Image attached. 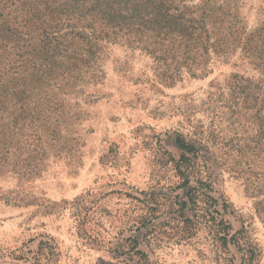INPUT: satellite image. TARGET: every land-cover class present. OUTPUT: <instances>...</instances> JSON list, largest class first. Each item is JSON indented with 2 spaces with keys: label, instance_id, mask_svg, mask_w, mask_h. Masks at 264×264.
<instances>
[{
  "label": "rangeland",
  "instance_id": "rangeland-1",
  "mask_svg": "<svg viewBox=\"0 0 264 264\" xmlns=\"http://www.w3.org/2000/svg\"><path fill=\"white\" fill-rule=\"evenodd\" d=\"M239 6L253 26L264 0ZM98 45V81L54 88L33 106L37 146L23 149L20 172L0 170V264H139L132 249L144 251L147 264H240L235 246L222 253L206 227L189 238L172 227L190 215L179 211L185 188L174 138L192 125L213 129L229 75L258 73L237 51L212 55L204 78L181 70L167 86L147 53ZM212 178L211 194L234 210L225 215L230 232L245 225L264 264V194L226 169Z\"/></svg>",
  "mask_w": 264,
  "mask_h": 264
},
{
  "label": "trees",
  "instance_id": "trees-1",
  "mask_svg": "<svg viewBox=\"0 0 264 264\" xmlns=\"http://www.w3.org/2000/svg\"><path fill=\"white\" fill-rule=\"evenodd\" d=\"M239 8V0H201L191 6L183 0H0V170L20 172L27 159L23 149L37 146L39 137L32 135L37 130L30 126L33 106L54 88L98 81L102 41L153 57L167 86L181 70L204 78L212 55L225 59L240 51L257 76L229 75L213 129L192 125L188 134H175L181 150L175 165L185 188L179 211L190 215L175 219L172 227L187 238L206 227L222 253L232 244L240 264H257L261 248L245 225L230 232L225 215L234 210L211 194L216 168L264 194V11L249 26ZM192 178L198 185H191ZM133 243L136 248L139 242L133 238ZM127 254L147 264L144 251Z\"/></svg>",
  "mask_w": 264,
  "mask_h": 264
}]
</instances>
